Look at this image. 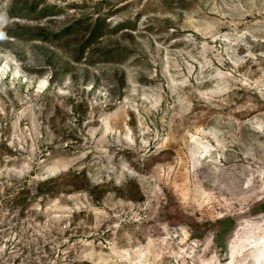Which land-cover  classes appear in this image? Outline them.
<instances>
[{
	"label": "rangeland",
	"instance_id": "374dc122",
	"mask_svg": "<svg viewBox=\"0 0 264 264\" xmlns=\"http://www.w3.org/2000/svg\"><path fill=\"white\" fill-rule=\"evenodd\" d=\"M263 242L264 0H0V264Z\"/></svg>",
	"mask_w": 264,
	"mask_h": 264
},
{
	"label": "bare ground",
	"instance_id": "6f19581e",
	"mask_svg": "<svg viewBox=\"0 0 264 264\" xmlns=\"http://www.w3.org/2000/svg\"><path fill=\"white\" fill-rule=\"evenodd\" d=\"M264 243V242H263ZM263 257H264V255L263 254H260L259 255V261H258V264H264V260H263ZM231 264V263H230Z\"/></svg>",
	"mask_w": 264,
	"mask_h": 264
}]
</instances>
